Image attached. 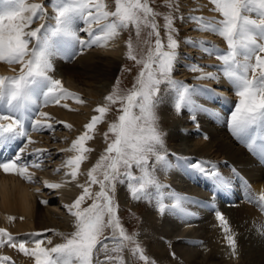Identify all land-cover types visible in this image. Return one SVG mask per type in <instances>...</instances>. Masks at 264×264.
I'll return each mask as SVG.
<instances>
[{
  "label": "snow or ice",
  "instance_id": "1",
  "mask_svg": "<svg viewBox=\"0 0 264 264\" xmlns=\"http://www.w3.org/2000/svg\"><path fill=\"white\" fill-rule=\"evenodd\" d=\"M211 2L215 5V11L222 15V20L205 22L204 18L197 16H190L188 20L200 24L203 29L218 34L226 41L228 46L226 52L219 50L218 46L211 42L202 43L206 53L216 55L222 62L223 67H218V71L233 85L234 92L239 97L229 117L230 131L245 142L250 151H254L261 160H264V143L257 146L254 139H245L252 130L264 133V0H211ZM7 3L8 9L0 13V61L20 64L21 70L18 76L0 77V103L7 109V114L0 112V152L9 150L14 144L19 146L16 147V154L12 159L0 160V169L5 173L20 174L30 181L32 175L28 169L40 167L37 161L21 162L27 145L34 143L30 131L54 130L48 113L36 111L31 116L28 115L29 104H35L34 93L37 89H42L45 106L49 100L59 104L62 99L74 96L63 88L60 80L47 75L52 68L49 58L54 52L59 51L55 40L57 38L70 40L82 51L92 45H106L130 25L135 28L137 37L140 36L142 26L150 27L148 35L155 36L156 39L154 48H149L146 58L138 59L136 48L129 38L128 57L143 67L132 89L121 94L117 81L113 93L106 97L109 104L120 102L121 114L116 122L110 124L108 132L104 133L108 146L88 171V186H82L83 194L67 206L69 213L75 217L76 230L65 238V242L54 247H42L44 241L38 239L34 241L35 247L30 249L26 247V241L17 243L10 233L0 229V246L7 242L11 247H18L25 255L34 256L35 264H94V259L95 264H109L113 260L124 264L122 256L107 255L104 261L99 260V251H107L108 248L103 240L114 239L119 241V246L114 251L122 252L125 247L131 245L132 254L134 256L139 254V258L147 264L148 257L144 255L139 242L133 235L127 234L120 223L118 204L115 200L116 185L127 181L131 197L137 200L151 199L152 194L148 189L155 186L157 207L161 214L167 210L185 217L193 216L194 213L187 211L184 204L196 201L171 192L169 195L173 203L165 204L164 194L159 191L165 186L161 185L154 175L155 164L167 165L166 156L157 150L163 147L164 136L158 129L155 115L156 106L162 101L160 85L167 83L177 93L176 110L188 107L193 112L191 118L194 122L196 112L209 114L212 112L206 106L196 104L192 96L208 94L218 97L219 93L215 89L190 86L172 78L177 59L176 49L179 47V42L174 36L176 31L174 18L171 15L164 17L167 36L165 44L160 37V26L156 22V17L160 14L150 6L148 0H115L114 11L108 9L104 0H51L56 13L55 27L45 28L41 25L31 30L26 29H30L35 20L45 18L44 5L27 3V0H7ZM253 13L256 18H252ZM78 21L84 22L85 27L80 31L85 32L88 39L78 35L74 27ZM94 24L97 25L98 31L93 30ZM185 42L190 46H199L190 38ZM30 43L33 44L31 48ZM186 67L189 71L201 73L197 79H219L215 73L203 72L199 65ZM74 98L79 100V97ZM96 111L99 115L94 116L85 125L86 131L74 140L68 149L76 153L65 162V166L71 170L67 175L72 179L77 177L81 164L87 159L86 153L91 149L86 147V142L93 138L91 133L103 121L109 106H99ZM29 124L30 127L26 126ZM65 126L71 128V125ZM109 133L112 134L111 137ZM47 151L35 149V153L40 155ZM153 156L155 162L150 167L149 161ZM134 166L141 175L133 173ZM189 167L212 181L216 187L226 190L231 186V181L222 177L219 169L210 162L202 164L197 161ZM95 184H99L100 191L93 193L91 185ZM45 185L49 189H58L62 186L59 183L48 182H45ZM86 199H93V203L87 208H82L81 205ZM260 200L264 202V195ZM217 218L224 231L229 233L230 228L224 215L217 213ZM105 228L112 229L111 237L104 235ZM227 240L235 251L234 236L229 234ZM98 245L100 250L97 248ZM172 255L175 256V253ZM8 259L0 257V260Z\"/></svg>",
  "mask_w": 264,
  "mask_h": 264
},
{
  "label": "bare ground",
  "instance_id": "2",
  "mask_svg": "<svg viewBox=\"0 0 264 264\" xmlns=\"http://www.w3.org/2000/svg\"><path fill=\"white\" fill-rule=\"evenodd\" d=\"M192 2L193 0H187L185 4L191 6ZM2 3L3 0H0V9L3 8V5H1ZM201 4L202 6L198 7L202 8L203 10H200L199 12L203 11L204 17L211 18L212 21L221 20L220 16L222 17V15L212 11V2L210 0H203ZM203 4L205 6L208 5V7H203ZM4 8L6 11L7 7ZM3 12L4 10H2V12L0 10V13ZM251 15L252 18H256L255 13ZM81 23V28L85 27L84 22ZM94 26L96 27L95 24L93 27ZM200 27L198 31H194V35L191 37H194L196 40H198L199 46L195 47L198 48L199 53H204L205 56H199L200 58L197 61V64H194L195 62H193V64H188L183 59H181V62H185V66L199 65L202 67L203 72L215 73L216 75L218 73L221 74L222 77L221 79L215 81L216 83L212 82L213 79L210 78L197 79L196 77L201 75L200 72L189 71L187 67H184L178 72L175 71L174 74L176 79L174 78V80L187 84L190 82L189 80L192 79L190 82L191 84L188 85L192 86L193 84V86H203L207 89H219L220 87L231 86V83L222 75L220 71H218V67H223L222 62L216 57V55H209L206 53L202 43L206 41L211 42L213 45L218 46L219 50L226 52L228 50L226 41L218 34H214L210 30ZM188 47L192 48V46ZM191 48H188L190 52L192 51ZM84 50H79V52L73 53L74 55L67 56L69 58H74L71 62H67L65 64L62 63H64L66 58L65 60L60 59V55L55 54L56 62L57 64L61 63V67L65 66L63 71L67 83L72 88L79 90L83 95H85L84 97L90 96L97 98L101 95L103 96L107 94V89L113 84V80L117 74V71L122 65V62L125 60H123L124 53H121V51L114 47L110 42L103 46L92 45L90 47L84 48ZM192 61L195 60H190L191 63ZM19 69V66H15L13 71L17 70L16 72H18ZM9 72H11V70L8 68V66L0 61V74L4 76V74ZM67 83L66 85H68ZM213 84L214 87L212 86ZM218 89H215L219 93L218 97H212L208 94H196L192 96V100L196 104L206 106L209 110H211L212 114L206 112H196V119L194 122L191 118L193 112L188 107H184L185 111H187V114H189L188 117L183 120L185 121L184 123H188L189 125L190 123L193 125L196 124V126L202 130L200 135L203 137L199 140V142L192 141L193 143L188 146L189 148L184 149V147H181V144L178 143L181 137H179L177 133H173V135H171V140L174 141V146L176 149H183L182 151L186 153L194 154L191 157H188L179 153L180 157L177 160V164H172L173 162H170V164L167 162L165 168L163 167V182L165 189H162V193L164 194V203L168 205L173 203L169 193L174 192L176 194H181L188 197L190 200L196 201L195 203L184 204V207L187 209V211L194 213V215L185 217L166 210L159 216V218H150L151 222L155 224L152 231H154L153 234L158 236L156 238L159 239L160 237V240H157L160 243L158 244V250L161 249L160 245L164 248L167 246L166 244H170L172 246L176 254L175 258L177 260L175 261L174 259V264H238L236 262V257L232 258V253L228 254L224 249L221 248L222 246L228 245L225 241H228L227 236L232 234V232L236 240V244H239L240 246L238 247H241L242 252L246 254L245 256L240 254L243 256V263L264 264V250L257 248V246L253 247L251 245V242L254 239V233L256 231L259 236L263 237L264 226L261 223H259L261 225L260 226L259 224L254 223L255 221L247 219V214L251 212V208L247 205L235 204L232 206H224L222 203H219V199H216V196L213 195L214 186L212 181L189 167L190 164L195 163L194 159L206 158L209 160V155L216 156L217 158L221 157L222 163H232L237 171L241 172L244 177L252 182V186L255 190L264 189V160H261L262 165L256 162L255 159H257V155H255V152L250 151L247 147V144L234 136L230 131L229 117L234 111L238 101L234 102L232 97L228 98L222 95L223 91ZM35 93L34 98L37 101H41L44 98L42 94H37L36 96ZM81 95L79 93V95L76 96ZM220 97H226L227 99H220ZM55 109L57 108H54V110ZM61 109V112H63L62 117L64 119L70 120L71 122L73 121V123L76 125H82V127H85V125L91 121L90 117L88 118L87 116H83L80 113L75 114L74 111H69L67 107L62 106ZM2 110L7 112L5 107ZM56 111L58 113V110ZM175 119L172 117L171 121H164V123L172 124L174 126V123L178 118L176 120ZM2 122L6 123L7 121ZM67 134L70 133H66V136H68ZM82 134L83 133H78L76 134V137L78 138ZM72 135H74V133H72ZM72 135H70V137ZM257 138H264V133H258L256 130H252L251 134L245 137L246 140H256ZM66 142L69 143L71 141ZM38 147V149H47L48 151L43 155L37 154L35 151L33 152V156L35 158L34 161L40 163L39 168L31 167V173L34 174V180L28 182V180H24L23 176L20 174L14 172L5 173L2 169H0V211L2 215H5V212L10 213L9 215L13 214L10 218L12 221L17 220V222H19L18 220L20 216H25L27 220L30 219L29 223L27 221L22 222L16 227V229L13 230V238L17 243L20 241H26L30 243L27 240L36 232H42L48 229L53 230L57 227L66 228V226L70 225L74 219L70 214L63 212V215H58L51 208H45L50 200H48L49 198L45 197V193H43V187L40 185L42 183L39 182L38 178L42 177V180L44 179L45 182L59 183L62 185L58 189H51L52 192H60L59 190L67 191L68 188L72 187L73 189L71 188V190L73 192V196H77L78 187L83 186V184L87 181L86 176H84V172L86 167L88 168V165L91 162V156L95 153L92 150L86 153L87 159L83 163L84 166L86 165L85 168L83 167L82 169H79L77 177L72 180V184L70 182L72 186L66 187L69 183L67 177L70 178V175H67V173L70 172V169L65 166V159H69L73 155H76V153L73 151L69 155L62 153L61 161L56 162L57 160H52L55 155L53 156V153L50 152L51 144H38ZM86 147L91 149L88 143H86ZM6 151L8 150L2 151V153ZM2 153H0V155H3ZM15 154L16 153H13L8 157H5L3 160L6 158L12 159ZM1 157L2 156H0V160H2ZM187 173L189 174L188 177H186ZM66 179L68 181H66ZM45 182L43 181L44 186ZM44 188L46 189L47 187L45 186ZM68 192L70 193L69 190ZM191 194L195 196L192 197ZM71 196L67 197L68 200L73 199ZM167 196H169L171 201ZM121 200H123V197ZM44 201L47 203H44ZM228 210L232 212L230 216H227L230 214ZM217 213H222L225 219L228 221V226L230 228L229 233L224 231L221 222L217 218ZM111 233L112 231L107 234V236L111 237ZM152 236L153 235H147V233H141L137 235V238L152 242V239L155 238V236ZM48 241L49 239L45 240V243H43L41 246L51 248L52 245L51 243H48ZM26 247L31 249L35 246L27 245L26 243ZM0 249V257L9 258L8 260H0V264H11L8 262L10 260L16 261V263L12 264H29L30 259L26 257L27 255L20 252L18 247L14 248L9 245L6 246L5 243L3 248L0 247ZM126 252L127 255H125V259L127 264H134L130 250L128 249ZM163 256L165 257V255ZM32 257L34 260L32 259L33 262H31V260L30 263L35 264V257Z\"/></svg>",
  "mask_w": 264,
  "mask_h": 264
},
{
  "label": "rangeland",
  "instance_id": "3",
  "mask_svg": "<svg viewBox=\"0 0 264 264\" xmlns=\"http://www.w3.org/2000/svg\"><path fill=\"white\" fill-rule=\"evenodd\" d=\"M186 1L187 0H148L150 6L153 7V9L157 13L160 14L156 17V22L160 26L159 27L160 37L165 44L167 43V36H166V29L164 27V24H165L164 17L166 15H171L174 18V28L176 29V31L174 32V36L179 42V47L176 49L177 59H176V62H175V65H174V68L172 71V78H173V76H175V74H174L175 71L178 72V71H180V69L186 67L184 65L185 62L188 64H193V62H195L194 64H197V61L199 60V58L202 56H205L204 53L198 52V48H196L195 46H192V48L188 47L190 45L185 42L187 39L190 38L191 40H193V41L195 40V42L198 43V40H196L194 37H191V36L194 35V31L196 32L199 30V27L201 25L198 23L189 21L188 17H190V16L202 17L203 16L204 12L203 11L199 12L200 10H203V9L198 7V6H202L201 2L203 0L202 1L201 0H193L191 6L186 5L185 4ZM104 2L108 5L109 10H112V11L115 10V0H104ZM27 3H43L44 5L46 4V6H44V7H46L48 10L52 9L51 0H48L47 3H46V0H27ZM1 5H3V8L0 9L1 12H2V10L5 11L4 7H7L6 9H8V7H9L7 0H3V3ZM195 7H196V9H195ZM203 7H208V5L205 6L203 4ZM211 7H212V11H215V5L213 3H212ZM197 8H198V10H197ZM215 12L219 13L217 11H215ZM53 14L56 15L55 12ZM45 16L51 17L50 15H47V14ZM216 17H217V15H216ZM204 19H205L204 21H206V22H208L209 20L212 21L211 18L204 17ZM220 19L222 20L223 17L220 16ZM37 21L38 20H35L33 23H36ZM39 21L41 22V20H39ZM33 23L30 25V29H26V30L34 29ZM103 23L104 22H102V24ZM79 27L81 28V25ZM98 30L99 29L97 27V31ZM76 31H77V29H76ZM78 31H79L78 32L79 36H82L84 34V33L82 34L80 32V29H78ZM150 31H151L150 27H143L142 26L140 36L137 37L135 28L130 25L127 30H121L117 37L108 41V42L112 43V45L114 47L118 48V50H120L121 53H124L123 54V56H124L123 60L124 59L125 60L122 62V65L118 69L117 74L113 80V84L107 89V94H105L103 96L101 95L97 98H93L90 96L84 97L85 95H83L79 90L72 88L67 83V81L65 79V74L63 71L65 66L61 67V65L60 66L59 65L58 66L52 65L51 70L53 71L54 75L57 77V80H60V81L63 80L64 83L66 82L69 85L68 86L65 83V85H63V88L66 89L67 92L74 94L75 97H79V100L75 99L74 96H69L65 99H62L59 104L55 103V105L47 106V107H45V109L43 107H41L40 111L48 113V116L52 119L54 130L47 129L46 131H34L32 133V136H31L34 143H32L30 145L38 146V144H42V145H44L45 143L51 144L50 152L53 153V156L55 155V157L52 160L53 161L57 160L56 162H60L62 153L63 154L65 153L66 155L71 154L72 151H69L68 149L71 148L72 141H74L77 138L76 134L84 133L86 131V128L84 126L82 127V125H76L75 123H73V121L71 122L68 119H64L62 117L63 112H61L62 111L61 107L62 106L65 107L64 105H67V108L69 111H74L75 114L80 113L81 115L87 116L88 118L90 117V119H92L94 116L99 115V113L96 111V109L99 106H102V105H108L109 106V111L104 115L103 121L96 126L95 130L91 134L93 138L86 142L90 146L91 150L95 153L90 158L91 159V162L89 163L90 167L88 165V168L86 167V169H85L84 176H86V179L88 182L85 180L86 182L83 184V186H88L89 178L87 176V173L96 164V162L99 160L100 156L104 153L105 149L108 146V142L105 140L104 133L108 132L110 124L113 122H116L118 120L119 115L121 114L120 102L117 101V103H115V104H109V102L106 100V97L113 93L114 88L117 87V81H119L118 89H119V92L121 94H124L128 90L132 89L134 84H135L136 77L138 76L139 71L143 67L142 64H137L136 61L131 60L128 57V53H129L128 41H129V38H131L132 43L136 48L137 58L138 59H140L142 57L146 58L149 48H154L155 39H156L155 36L149 37L148 33ZM85 37H87V36L85 35ZM186 46H187V48H186ZM31 47H33L32 43L29 44V48H31ZM188 48H191L192 51L190 52ZM73 58L66 57V60L62 64H65L67 62H71L73 60ZM54 59L56 61L55 55H54ZM181 59H183L185 62L184 63L181 62ZM192 59L195 61H192V63H191L190 60H192ZM2 63H4L6 66H8V68L11 70V72H9L10 74L14 73V75H10L9 77L18 76L17 74H19L20 70H21L20 65L15 64V63L9 64L7 62H2ZM15 66H19L20 69L18 72H16L17 70L13 71ZM217 75L218 76L220 75L219 79H221V77H222L221 74L217 73ZM2 76L3 75L0 74V77H2ZM189 81L191 82L192 79H190ZM215 81H217V80L213 79L212 82L216 83ZM190 82H188V83L186 82V83L191 84ZM192 86H193V84H192ZM212 86L214 87V84ZM165 89H168V91H165ZM215 89H218V88H215ZM225 89H227V88H225ZM218 90H220V89H218ZM40 92H41V90L37 89V92L35 93V95L36 96H37V94L39 95ZM226 92L228 94L232 95L233 97H238L235 94L233 89L226 90ZM79 93H80V95L82 94L83 97H82V95L76 96V95H79ZM160 96L162 97V101L156 106L155 115H156V124L158 126V129L164 133V136H163V147L158 148L157 150L166 156V160L168 163L173 162L172 164H177V160L180 157L179 153H181V154L183 153L184 155L192 154V153H186V152L182 151L183 149L182 150L176 149V147L174 146V141L171 140V135H173V133H177V135H179V137H181L180 140L178 141V143L181 144L180 146L184 147V149L185 148L188 149L189 148L188 146L193 142H196V141L199 142V140L203 136L196 134V131H194L195 134L190 132L191 131L190 129L192 128V126H194L196 128L195 130H197L199 128L196 126V124H194V125L190 124L189 125L188 123L187 124L184 123L185 121H183V120H185L189 114H187V111H184L185 110L184 107H182L180 109V111L176 110L175 105H176L177 93L167 83H162L160 85ZM80 101H83V102H80ZM54 108H57V109L54 110ZM56 110H58V113ZM168 115H170V116H168ZM172 117L174 119L178 118L177 120L175 119L176 124L174 123V126L172 124L164 123V121H171ZM180 120H182V121H180ZM61 121L63 123H60ZM65 125H71V128H68ZM68 132L70 134H67L68 136H66V133H68ZM72 133H74V135H72ZM180 134H181V136H180ZM70 135H72V136L70 137ZM109 136L111 137L112 134L109 133ZM66 141H71V142L67 143ZM59 150H60V152H59ZM57 153L60 155H58ZM209 157H211L209 160L206 158H202L204 160H202V159H200V160L203 163H209L211 160H213V161L217 162L216 164L219 167L224 166L225 162L222 163V159H220L221 157L217 158L216 156H210V155H209ZM215 159H218V160L220 159V161L215 160ZM66 160L67 159H65V161ZM197 161H198V159L195 160V163ZM154 162H155V157L153 156L150 158L149 166L151 167V165ZM83 163L81 164L80 169H82L83 167L85 168L86 165L84 166ZM216 164H213V165L216 166ZM163 167L165 168V166L162 164H155L154 175H155L156 179L158 180V182L164 186V182H163L164 181V179H163L164 168ZM132 171L137 176L141 175V173L139 172V170L135 166L133 167ZM38 179H39V182L42 183V184H40V183L39 184L43 187V193H45L44 194L45 197L49 198L48 200H50L49 203H47V205L45 206V208H51L58 215H63V212H67L68 214H70L69 211L67 210V206L71 205L76 198H78L80 195L83 194V191H84V187L80 186V187H78L77 196H73V192L71 190V188H72L71 184H72L73 179L71 178V176H70V178L67 177V179L69 181L66 179V181L69 182L66 187H68V186L71 187V188H68L70 193L68 192V190L67 191L59 190L60 192H58V191L52 192V190L49 188L45 189L44 187L46 185L44 186V184H43V181L45 182V180L44 179L42 180V177H39ZM22 182H23V180H22ZM37 182H38V180H37ZM70 182H71V184H70ZM163 188L164 187L160 188L159 191L163 192V190H162ZM63 191H64V193H63ZM91 191L93 193L99 192L100 191L99 184L91 185ZM148 192L152 194L151 199H149V198H141L139 200L133 199L131 197L129 189L127 187V181H125V183H123V184L117 183L116 190H115V200L118 204V216L120 219V223L125 228L127 234L133 235L135 237V239L139 242L141 248L143 249L144 255H146L148 257L147 264H174V262L177 261L175 258L176 254H175V256L172 255L175 252H174V249L172 248V246L170 244H166L167 246L165 248L160 245L161 249L158 250V247H159L158 244H160V243L157 240H160V237L158 239V238H156L158 236L153 234L154 231H152V230L154 229L155 224L151 222L152 218H159V216L161 215V213L158 211V207H157V205H158V201L156 199L157 189L155 186H150L148 189ZM46 193H47V195H46ZM67 194H70V195H67ZM69 196H71V198H73V199L68 200L67 197H69ZM122 197H123V200H121ZM92 203H93V199H86L85 202L81 205V207L87 208ZM228 211L230 214L227 216H230L232 214V212L230 210H228ZM0 213H1V211H0ZM9 214L10 213H8V212H5V215H2V213L0 214V227L4 226V229H5V226L7 228L10 227L9 233L13 237V230L16 229V227L19 226L22 222L27 221L29 223L30 219L27 220V218H25V216L24 217L20 216V218L18 220L19 222H17V220L12 221L10 217L13 214H11V215H9ZM16 215H19V214H16ZM72 218H74V219L72 220L70 225L66 226V228L57 227L53 230L48 229V230L44 231L43 233L36 232L35 234L40 233L39 234L40 236L36 235L35 236L36 238H34V235H32L27 240L30 242V243L27 242V245L35 246L34 241L38 240V239L43 240V241L49 239L51 241V245H52L51 247H54L60 243L65 242V238L70 236L76 230L75 217L72 216ZM148 218L149 219L151 218L150 221ZM107 230H108V228H105L104 232H106ZM141 233H147V235L148 234L153 235L152 237L155 236V238L152 239L153 240L152 242L147 241V240H140L139 238H137V235L141 234ZM231 235L233 236V232ZM262 238L263 237L258 235L257 231L254 233V239L253 240L262 239ZM225 242H227L226 244H228V245L222 246L221 248L224 249L225 252H227L228 254L232 253V258L236 257V262L238 264H244L243 263L244 262L243 256H245L246 254L242 252L241 247H238L240 245L236 244V248L237 247L238 248L235 249V251H233L229 242L228 241H225ZM103 243H106L108 245V248H107V251H104V250H100L99 245L97 246L98 250H100L99 251V260L100 261H104L105 256H107V255H111L113 257L122 256L123 260H124V264H126V261H125L126 259H125V254H124L125 248L122 250V252L114 251V249H116L119 246L118 240L104 241ZM8 245L9 244L6 242V246H8ZM251 245L253 247L257 246V248H261L262 250H264L262 241H260V242L252 241ZM0 247L3 248V246H0ZM128 247H129L132 259H133V263L134 264H145V261H143L139 258V254H137L135 256L132 254L131 245H129ZM157 251H160V252H157ZM240 254H242L243 256ZM126 255H127V252H126ZM163 255H165V257ZM26 257H28L30 259V261L32 259L34 260V258L31 255H29V256L27 255ZM174 259H175V261H174ZM33 260L31 262H33ZM30 261H29V264H31ZM8 262H10L11 264L16 263V261H12V260H10ZM94 264H95V259H94ZM109 264H119V261L113 260V261L109 262ZM178 264H183V263H178Z\"/></svg>",
  "mask_w": 264,
  "mask_h": 264
}]
</instances>
